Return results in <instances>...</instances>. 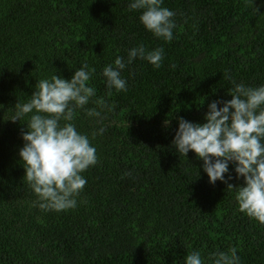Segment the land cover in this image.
Instances as JSON below:
<instances>
[{"label":"trees","instance_id":"1","mask_svg":"<svg viewBox=\"0 0 264 264\" xmlns=\"http://www.w3.org/2000/svg\"><path fill=\"white\" fill-rule=\"evenodd\" d=\"M131 2L0 0V264H186L196 250L211 264L231 248L240 264H264V224L239 210L237 188L211 184L194 151L172 145L177 117L204 123L212 101L232 98L226 75L264 85V0H163L176 13L171 42ZM140 44L162 47V66L137 58L121 71L128 90L109 89L104 67ZM85 63L96 90L85 108L112 106L102 120L76 110L98 163L82 173L75 209L43 211L19 155L27 117L10 118L38 81ZM229 174L244 185L231 162Z\"/></svg>","mask_w":264,"mask_h":264},{"label":"clouds","instance_id":"2","mask_svg":"<svg viewBox=\"0 0 264 264\" xmlns=\"http://www.w3.org/2000/svg\"><path fill=\"white\" fill-rule=\"evenodd\" d=\"M162 4L163 0H132L128 7L143 10L139 19L144 27L156 37L171 42L176 13ZM137 58L158 69L162 66L164 49L149 50L140 44L128 51L126 62L118 56L114 66L103 69L109 89L128 90L121 71ZM94 71L85 63L70 79L57 74L42 79L27 102L15 104L10 120L21 122L27 117L24 123L27 130L21 133L24 145L19 151L24 178L37 195L34 206L43 211L75 209L76 198L87 183L82 173L98 163L96 148L74 123L77 109H84L88 116L101 120L103 110H112L103 98L94 101L96 107L85 108L96 95L95 88L89 84ZM225 78L231 82L228 91L232 98L212 101L204 123L177 117L178 128L172 145L179 155L186 157L190 150L194 151L203 161L209 182L214 185L219 180L227 188H237L239 210L264 224V85L250 87L230 76ZM220 104L223 106L218 107ZM105 131L103 127L99 129L100 134ZM230 162L235 164L236 179L243 177V186L229 183L233 179L231 174L226 178ZM209 259L211 264H240L236 248L212 253ZM186 264H205V261L196 250L186 256Z\"/></svg>","mask_w":264,"mask_h":264}]
</instances>
